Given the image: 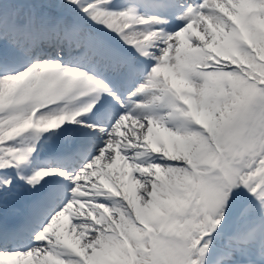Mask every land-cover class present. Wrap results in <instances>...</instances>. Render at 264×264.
Masks as SVG:
<instances>
[{
    "label": "snow or ice",
    "instance_id": "snow-or-ice-1",
    "mask_svg": "<svg viewBox=\"0 0 264 264\" xmlns=\"http://www.w3.org/2000/svg\"><path fill=\"white\" fill-rule=\"evenodd\" d=\"M0 264H264V0H0Z\"/></svg>",
    "mask_w": 264,
    "mask_h": 264
}]
</instances>
